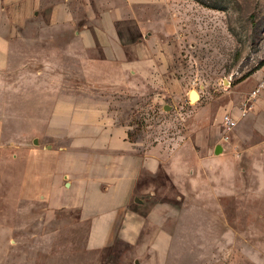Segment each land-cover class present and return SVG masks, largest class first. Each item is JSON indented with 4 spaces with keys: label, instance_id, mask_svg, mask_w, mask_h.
<instances>
[{
    "label": "rangeland",
    "instance_id": "rangeland-1",
    "mask_svg": "<svg viewBox=\"0 0 264 264\" xmlns=\"http://www.w3.org/2000/svg\"><path fill=\"white\" fill-rule=\"evenodd\" d=\"M69 1L82 21L83 1ZM165 5L163 20L148 27L157 57L150 74L128 79L132 89L100 91L68 49L78 24L60 33L32 22L14 36L3 21L19 15L0 0L8 40L0 53V264H264V87L249 96L264 84V0ZM120 31L127 47L142 38L130 24ZM78 103L107 105L140 152L156 148L164 160L166 170L139 181L136 212L148 221L136 244L112 235L88 250L89 221L47 203L55 149L66 145L51 132L66 124L53 118Z\"/></svg>",
    "mask_w": 264,
    "mask_h": 264
},
{
    "label": "crops",
    "instance_id": "crops-1",
    "mask_svg": "<svg viewBox=\"0 0 264 264\" xmlns=\"http://www.w3.org/2000/svg\"><path fill=\"white\" fill-rule=\"evenodd\" d=\"M47 1L1 0L4 10H15L19 15L14 12L15 17L3 21V26L9 25L14 36H21L19 28L32 22L60 33L69 32L78 24L80 27L71 30L68 49L78 52L82 74L92 73L98 80L95 90L132 89L134 85L128 79L150 74L149 68L155 65L157 57L150 51L155 34L148 27L158 23L159 18L163 20L166 0H82L86 12L82 21L72 15L69 0ZM39 11L43 13L41 20L37 19ZM128 24L142 36L131 47L121 39V27ZM7 41L0 33L1 54L7 49ZM106 75L112 78L107 85V80L101 79ZM78 104L77 110L71 108L62 117L57 111L53 118L66 124L61 134L54 128L51 131L56 137L62 136L66 145L55 149L57 182L46 196L47 203L54 209H78L81 220L89 221L88 250H101L105 237L112 235L136 244L144 222L148 221L136 212L139 181L143 176L166 170L164 160L156 148L140 152L128 140L127 126L116 123L107 105L101 103L86 110ZM215 155H220L218 150ZM146 216L151 218V214Z\"/></svg>",
    "mask_w": 264,
    "mask_h": 264
},
{
    "label": "built area",
    "instance_id": "built-area-1",
    "mask_svg": "<svg viewBox=\"0 0 264 264\" xmlns=\"http://www.w3.org/2000/svg\"><path fill=\"white\" fill-rule=\"evenodd\" d=\"M264 87V84H260L258 86V88H256L255 90H253L251 93H250V99H253L257 96V93H259L260 89H262ZM249 100H246L244 103H243V106H244V111H243V115H245L246 113V110H247V104H248ZM223 122H224V125L226 127L227 130H232L235 126H236V121L229 117L228 115H225L223 116Z\"/></svg>",
    "mask_w": 264,
    "mask_h": 264
},
{
    "label": "trees",
    "instance_id": "trees-1",
    "mask_svg": "<svg viewBox=\"0 0 264 264\" xmlns=\"http://www.w3.org/2000/svg\"><path fill=\"white\" fill-rule=\"evenodd\" d=\"M263 66H264V59L259 63L258 67H259V69H260V68L263 67ZM247 77H248V75H247V76H244V77L241 79V81L245 80Z\"/></svg>",
    "mask_w": 264,
    "mask_h": 264
},
{
    "label": "bare ground",
    "instance_id": "bare-ground-1",
    "mask_svg": "<svg viewBox=\"0 0 264 264\" xmlns=\"http://www.w3.org/2000/svg\"><path fill=\"white\" fill-rule=\"evenodd\" d=\"M198 98V95L196 94V92L192 93V99L196 100Z\"/></svg>",
    "mask_w": 264,
    "mask_h": 264
},
{
    "label": "water",
    "instance_id": "water-1",
    "mask_svg": "<svg viewBox=\"0 0 264 264\" xmlns=\"http://www.w3.org/2000/svg\"><path fill=\"white\" fill-rule=\"evenodd\" d=\"M192 93H194V91H192L191 94H190V99H191V100H193V99H192ZM197 99H198V98H197ZM34 143H36V142H34Z\"/></svg>",
    "mask_w": 264,
    "mask_h": 264
}]
</instances>
